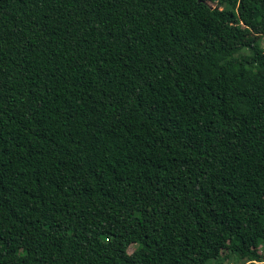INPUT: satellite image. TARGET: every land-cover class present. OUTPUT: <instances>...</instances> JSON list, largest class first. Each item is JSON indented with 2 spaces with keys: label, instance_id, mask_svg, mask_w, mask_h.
I'll list each match as a JSON object with an SVG mask.
<instances>
[{
  "label": "trees",
  "instance_id": "1",
  "mask_svg": "<svg viewBox=\"0 0 264 264\" xmlns=\"http://www.w3.org/2000/svg\"><path fill=\"white\" fill-rule=\"evenodd\" d=\"M213 1L0 0V264H264V0Z\"/></svg>",
  "mask_w": 264,
  "mask_h": 264
},
{
  "label": "rangeland",
  "instance_id": "2",
  "mask_svg": "<svg viewBox=\"0 0 264 264\" xmlns=\"http://www.w3.org/2000/svg\"><path fill=\"white\" fill-rule=\"evenodd\" d=\"M210 2L212 3V4H214V1L213 0H210ZM250 39L252 40H254V39H256V36H250ZM133 247L134 246H131L130 248H129V250L130 251H133ZM260 252H263L262 250H260ZM227 253V251L226 250H224L223 251V254H226ZM264 253V252H263ZM12 262H13V264H19L20 263V257L17 255V256H12L11 257V259H10Z\"/></svg>",
  "mask_w": 264,
  "mask_h": 264
}]
</instances>
